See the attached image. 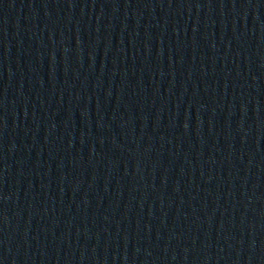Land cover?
<instances>
[{"label": "water", "instance_id": "95a60500", "mask_svg": "<svg viewBox=\"0 0 264 264\" xmlns=\"http://www.w3.org/2000/svg\"><path fill=\"white\" fill-rule=\"evenodd\" d=\"M0 264H264V0H0Z\"/></svg>", "mask_w": 264, "mask_h": 264}]
</instances>
